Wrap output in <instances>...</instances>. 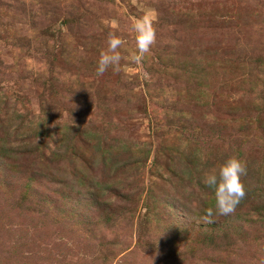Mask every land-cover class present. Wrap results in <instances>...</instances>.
I'll use <instances>...</instances> for the list:
<instances>
[{
    "label": "rangeland",
    "instance_id": "374dc122",
    "mask_svg": "<svg viewBox=\"0 0 264 264\" xmlns=\"http://www.w3.org/2000/svg\"><path fill=\"white\" fill-rule=\"evenodd\" d=\"M0 264H264V0H0Z\"/></svg>",
    "mask_w": 264,
    "mask_h": 264
},
{
    "label": "clouds",
    "instance_id": "9594fccd",
    "mask_svg": "<svg viewBox=\"0 0 264 264\" xmlns=\"http://www.w3.org/2000/svg\"><path fill=\"white\" fill-rule=\"evenodd\" d=\"M131 31L135 34L136 52L131 60L140 63L145 53L155 43L157 38L154 27V17L146 12L137 17L131 24ZM123 41L120 37L109 34L107 50L100 53L96 65V74H103L111 66L113 71L119 70L121 55L118 49ZM247 174L246 162L238 156L232 155L223 160L218 167L205 172L201 177V183L211 190L214 197V208L218 214L227 215L235 210V207L244 198L247 191L242 177ZM212 210L206 213L208 218L212 216ZM209 222L210 219H209Z\"/></svg>",
    "mask_w": 264,
    "mask_h": 264
},
{
    "label": "trees",
    "instance_id": "16d2710c",
    "mask_svg": "<svg viewBox=\"0 0 264 264\" xmlns=\"http://www.w3.org/2000/svg\"><path fill=\"white\" fill-rule=\"evenodd\" d=\"M133 202H134V204H135V203H138L139 200L136 199V200H133ZM166 205H167V207H168V206L171 207V202H170V200L167 199V201H166ZM177 209H178V208H177ZM177 209H176V210H177ZM178 213H179V212H178ZM166 216H167L168 219L170 218V215H169V216L166 215Z\"/></svg>",
    "mask_w": 264,
    "mask_h": 264
}]
</instances>
